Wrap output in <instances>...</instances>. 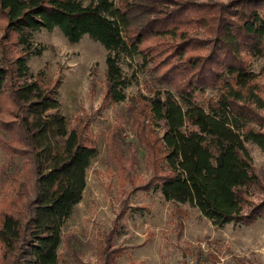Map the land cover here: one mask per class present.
<instances>
[{"label": "trees", "instance_id": "obj_1", "mask_svg": "<svg viewBox=\"0 0 264 264\" xmlns=\"http://www.w3.org/2000/svg\"><path fill=\"white\" fill-rule=\"evenodd\" d=\"M54 28L70 43L87 35L107 50L97 110L126 98L123 56H138L150 72L148 93L130 95L125 109L149 176H133L136 160L117 141L119 121L106 138L123 183L188 202L216 227L264 215L246 147L264 152V123L254 111L264 108V90L248 67L249 58H264V0H0V148L21 159L16 170L0 167V264H66L61 228L99 153L90 118L66 125L61 78L28 65L43 51L34 33ZM207 88L216 92L203 105L197 96ZM101 245L96 263L80 264H116L123 248Z\"/></svg>", "mask_w": 264, "mask_h": 264}, {"label": "rangeland", "instance_id": "obj_2", "mask_svg": "<svg viewBox=\"0 0 264 264\" xmlns=\"http://www.w3.org/2000/svg\"><path fill=\"white\" fill-rule=\"evenodd\" d=\"M33 42L43 51L30 57V69H44L49 80L61 78L58 98L66 125L74 126L77 116L90 118L88 133L99 150L86 169L82 197L61 228L60 263H96L98 248L105 244L123 248L116 264H264V215L250 224L229 222L216 227L188 202L174 203L158 191L134 189L129 182L123 183L106 145L108 131L116 121L122 125L117 135L120 148L127 158L133 155L136 160L133 176H149L145 149L125 117L128 97L139 90L148 93L144 81L153 85L147 66L138 56H123L120 61L122 70L131 77L124 89L126 98L97 110L107 54L103 45L87 35L70 43L58 28L34 33ZM248 67L264 90V58H249ZM215 92L207 88L198 93V100L205 105ZM254 111L264 123V108ZM246 147L262 183L253 196L259 200L264 198V152L250 142ZM20 165L19 157L7 156L0 148V167L10 172ZM2 179L0 173V182ZM124 206L126 210L119 215ZM110 231L113 234L106 240Z\"/></svg>", "mask_w": 264, "mask_h": 264}]
</instances>
